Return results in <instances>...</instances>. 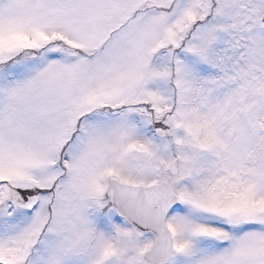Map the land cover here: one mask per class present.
Returning <instances> with one entry per match:
<instances>
[{
    "label": "snow or ice",
    "instance_id": "obj_1",
    "mask_svg": "<svg viewBox=\"0 0 264 264\" xmlns=\"http://www.w3.org/2000/svg\"><path fill=\"white\" fill-rule=\"evenodd\" d=\"M0 264H264V0H0Z\"/></svg>",
    "mask_w": 264,
    "mask_h": 264
}]
</instances>
